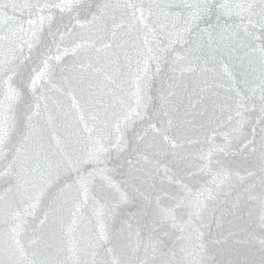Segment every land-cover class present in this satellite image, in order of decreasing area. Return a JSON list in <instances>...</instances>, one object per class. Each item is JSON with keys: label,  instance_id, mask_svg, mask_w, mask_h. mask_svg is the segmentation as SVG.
<instances>
[{"label": "water", "instance_id": "obj_1", "mask_svg": "<svg viewBox=\"0 0 264 264\" xmlns=\"http://www.w3.org/2000/svg\"><path fill=\"white\" fill-rule=\"evenodd\" d=\"M46 3L0 0V264H264L245 0Z\"/></svg>", "mask_w": 264, "mask_h": 264}, {"label": "snow or ice", "instance_id": "obj_2", "mask_svg": "<svg viewBox=\"0 0 264 264\" xmlns=\"http://www.w3.org/2000/svg\"><path fill=\"white\" fill-rule=\"evenodd\" d=\"M209 0H204V3L207 4ZM79 3V0H60V3L58 4H49L46 3L45 7H55L59 8L61 11H71L72 8H74ZM246 5V7H245ZM226 5H221V7H225ZM257 6H259V11H256ZM189 7H191L189 5ZM245 13H247V16H241V20L247 19V23L250 27L256 28L257 26L260 28L262 32H264V0H245V4L238 5ZM43 11V8L40 9ZM198 13L194 14V19L198 17ZM239 15V13H237ZM141 16H143V10H141ZM252 16H257L258 19L253 22ZM51 17L49 16H39L36 21H31L30 23L36 24L38 26V30H42L43 25L45 22L50 21ZM194 22V21H193ZM247 31V28L245 29ZM33 36H36V33H33ZM262 53H264V48H261L260 50ZM262 64H264V57H262ZM33 83H35L33 81ZM10 93L12 94V98H15L19 95V93L16 91V89L10 87ZM264 110V109H262ZM136 115H140L139 112L136 113ZM5 135L6 133L2 128H0V147L4 145L5 142ZM262 164V170H264V156H262L261 160ZM110 179V178H109ZM87 191V190H86ZM122 200L127 199V194H122L121 197ZM169 214H171V210H169ZM174 219V217H173ZM264 220V218H262ZM264 226V224H262ZM19 241H17V244ZM260 243L264 245V240H261Z\"/></svg>", "mask_w": 264, "mask_h": 264}]
</instances>
